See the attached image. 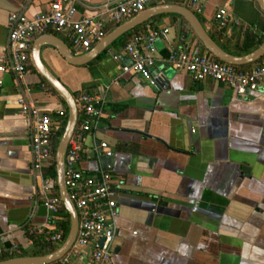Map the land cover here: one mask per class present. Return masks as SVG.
Masks as SVG:
<instances>
[{"label": "crops", "instance_id": "obj_1", "mask_svg": "<svg viewBox=\"0 0 264 264\" xmlns=\"http://www.w3.org/2000/svg\"><path fill=\"white\" fill-rule=\"evenodd\" d=\"M52 1L0 0V62L9 14L32 16ZM76 1L78 19L94 6L121 0ZM202 3L201 24L231 54L247 33L263 41L264 15L255 0ZM160 4L191 9L187 0H148L146 8ZM225 5L239 25L220 32L213 16ZM151 25L168 33L155 42L148 77L121 74L130 60L117 42L82 67L68 65L49 46L40 55L76 97L84 92L103 96L99 124L83 137L77 168L113 177L117 215L110 264H264V87L236 98L211 80L193 83L167 62L172 50L199 46L188 26L170 17ZM40 78L30 61L22 87L42 113L63 123L65 105ZM17 98L13 76L0 72V247L28 250L27 230L57 229L62 216L55 221L36 199L29 123L20 115ZM91 254L90 246L70 250L64 264H94Z\"/></svg>", "mask_w": 264, "mask_h": 264}, {"label": "built area", "instance_id": "obj_2", "mask_svg": "<svg viewBox=\"0 0 264 264\" xmlns=\"http://www.w3.org/2000/svg\"><path fill=\"white\" fill-rule=\"evenodd\" d=\"M76 2L54 0L44 12L32 16L23 12L9 14L6 54L0 62V72L9 73L14 78L20 115L29 123L30 169L34 177L36 199L55 221L60 219L59 209L62 204L58 196L51 194L52 181L44 175V169L53 159L52 140L61 129L62 122L42 113L29 99V89L22 87L28 72L33 41L39 36L52 33L67 43L73 55L85 54L108 34L109 26L116 27L144 11L148 0L104 2L90 8V15H82L78 19H75ZM187 5L195 15L202 12V0H187ZM213 21L220 32L227 31L232 24L239 25L230 17L226 5L215 11ZM167 33L166 28L158 29L145 24L124 45V53L130 62L121 66V74L138 73L148 77L149 69L153 66L151 54L155 50V42L166 37ZM167 62L175 72L187 74L193 83L211 80L230 88L236 98H246L264 87V56L250 68L241 69L219 61L200 46H195L190 52L172 50ZM75 102L77 122L64 158V184L78 217V230L71 250L90 246L94 264H110L116 236L114 219L117 215L113 177L106 171L88 175L77 168L84 155L83 137L91 134L99 124L103 96L97 92H84L75 98ZM94 154L98 157L97 150H94ZM105 155L109 157L111 152ZM27 233L29 236L42 237L54 247L61 245L66 236L61 229L51 230L44 226L29 228ZM18 250L16 245L8 249L0 247V259L4 255L12 256ZM64 263L65 257L55 264Z\"/></svg>", "mask_w": 264, "mask_h": 264}, {"label": "water", "instance_id": "obj_3", "mask_svg": "<svg viewBox=\"0 0 264 264\" xmlns=\"http://www.w3.org/2000/svg\"><path fill=\"white\" fill-rule=\"evenodd\" d=\"M255 1L264 15V0ZM167 15L181 17L186 22L192 35L200 45L219 61L234 66H247L256 63L264 56V39L256 49L248 54L233 55L225 52L205 31L198 17L190 9L185 6L171 4H160L146 8L141 13L117 25L89 52L81 55H73L67 44L56 35L45 34L38 37L32 44L30 61L37 74L62 100L66 108V121L61 136L54 149L53 162L55 170V185L62 207L68 217V230L63 243L48 254L38 256H15L9 259L0 260V264H55L70 252L78 230L77 212L68 197L64 184L65 153L74 133L78 116L75 102L76 95L72 94L43 64L40 56L42 48L44 46H49L55 49L59 56L70 66H86L98 59L107 49L116 43L119 38L154 18Z\"/></svg>", "mask_w": 264, "mask_h": 264}, {"label": "trees", "instance_id": "obj_4", "mask_svg": "<svg viewBox=\"0 0 264 264\" xmlns=\"http://www.w3.org/2000/svg\"><path fill=\"white\" fill-rule=\"evenodd\" d=\"M161 17H170V18H174V19H179L181 20V22L188 26L186 24V22L179 16L176 15H167V16H161ZM161 17H157L154 18L152 20H150L149 22H147L146 24H152L153 22H155L156 20H158ZM145 25V24H144ZM140 26L136 29H134L132 32L127 33L126 35H124L123 37L119 38L117 43L122 44L123 46L128 43L132 36L136 33H138L143 26ZM113 27L110 26L107 31H110ZM189 28V27H188ZM214 39V38H213ZM214 41H216V43L227 53L231 54L228 49L224 46L221 45L216 39H214ZM261 43V39L255 40V36L252 35L251 33H247L244 37V41L243 43L238 47L237 53L235 55H245L250 53L251 51H253L256 47H258ZM196 44H198L202 50L205 51V49L200 45V43L196 40ZM257 63V62H256ZM248 66H239V68L241 69H245ZM41 82L42 84H44L48 90H50V92L56 96L61 102L62 100L55 94V92L47 85V83L42 79ZM63 103V102H62ZM64 104V103H63ZM64 115L66 116V111L64 112ZM65 122L62 123V127L61 129L55 134V136L53 137L52 140V151H54L55 146L61 136L63 127H64ZM44 175L48 176L51 181H52V188H51V194L53 196H58L57 194V188L55 185V170H54V162L53 159L50 161L49 165L47 168L44 169ZM59 215L62 216V218L60 219V221H56V225H57V229H61L64 232V235H66L67 230H68V217L66 216L65 210L64 208L61 206L59 209ZM28 239L31 241V246L28 250H24L22 248H19V250L14 254V255H4L2 259L0 260H4V259H9L11 257H15V256H27V255H31V256H38V255H45L48 254L50 252H52L55 247L52 246L51 244L46 243L42 237L39 236H28Z\"/></svg>", "mask_w": 264, "mask_h": 264}, {"label": "rangeland", "instance_id": "obj_5", "mask_svg": "<svg viewBox=\"0 0 264 264\" xmlns=\"http://www.w3.org/2000/svg\"><path fill=\"white\" fill-rule=\"evenodd\" d=\"M197 17H198V19L201 21L202 20V18H201V16L200 15H196ZM202 22V21H201ZM67 44V43H66ZM60 81V80H59ZM64 81V83H65V80H63ZM61 82V81H60ZM62 83V82H61ZM66 120H64V122H65ZM55 248H57V247H55Z\"/></svg>", "mask_w": 264, "mask_h": 264}]
</instances>
